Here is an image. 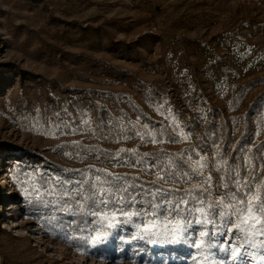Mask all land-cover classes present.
<instances>
[{"label": "rangeland", "instance_id": "rangeland-1", "mask_svg": "<svg viewBox=\"0 0 264 264\" xmlns=\"http://www.w3.org/2000/svg\"><path fill=\"white\" fill-rule=\"evenodd\" d=\"M188 96L206 104L198 123L182 106ZM137 107L161 121L175 140L158 139ZM103 109L114 113L120 127L126 121L135 140L119 134ZM245 121L250 143L239 150L244 173L237 169L235 175L243 182L255 173V193L264 180V146L251 153L264 138V0H0V264H239L231 259L235 248L248 253V264H264L262 217L235 237L232 224L214 230L228 232L213 243L229 252L216 254L205 245L213 251L209 257L194 246L204 231L196 222L188 229L189 244H172L163 234L171 231L163 221L174 223L172 216L156 219L161 223L153 230L161 235L148 237L136 225L143 228L150 218L113 215L115 223L129 227L127 241L153 248L154 260L146 263L99 255L93 248L103 238L74 240L54 212L66 187L76 194L89 182L99 192L123 172L164 176L160 182L171 186L203 184L211 175V194L220 200L217 169L225 162L211 150L228 135L229 153ZM77 139L112 148L138 142L143 150L165 146L191 172L184 170L185 178L177 172L175 180V164L167 157L163 163L138 158L102 163L86 152L58 148ZM103 169L108 179L100 176ZM181 245V256L172 255V247Z\"/></svg>", "mask_w": 264, "mask_h": 264}, {"label": "trees", "instance_id": "trees-1", "mask_svg": "<svg viewBox=\"0 0 264 264\" xmlns=\"http://www.w3.org/2000/svg\"><path fill=\"white\" fill-rule=\"evenodd\" d=\"M102 61H104L106 65H109V67L114 70L121 68L119 66L111 65L105 60ZM119 70L124 69L121 68ZM123 72L128 71L124 70ZM254 84L255 83L248 84V88L252 89L255 86ZM257 98L258 96L254 98L250 106L255 105ZM182 106L187 109L191 118V122L198 123V120L202 115L206 104H204L203 102H198L197 100L191 98V96H188L187 98L182 99ZM198 108H202V111H199ZM137 110L139 112L138 114L141 115V118L145 119L146 122L149 123V129H152L153 133L158 139H162V137L164 136L165 141L173 142L175 140V136L166 128V126L161 121H157L155 118L151 117L140 107H137ZM104 111L110 114L111 118L113 119V124L117 128L119 134L126 133L127 136H130V141L135 140L136 131H133L130 126L127 125L126 121H123V125L120 127L114 113L112 111H109L108 109L107 111L106 109ZM102 112L103 111L101 110L97 116L99 122L103 121ZM121 112L123 114H128V111L123 108L121 109ZM213 126L214 122L211 119L207 123V127L204 133V139L207 140L209 138V131ZM142 130L144 134H148L146 128H142ZM104 134L106 133L104 132ZM248 135V124L245 121L243 125V133L241 137L234 143L229 153L228 135L224 136V141L220 145V147H212L211 151L218 153L225 162L224 165L220 167L217 174L220 184L222 183L220 177H225L223 183H228L229 185H231V176L235 174V171L237 169L239 170L240 175L244 173L245 169L242 157L239 155V150L240 148H243L245 144L250 143V141L248 140ZM214 136L215 143L216 141H218V133ZM110 138L113 137L110 136ZM263 146L264 138L253 146L251 151L252 155L254 156V154L258 151L257 149H261L263 148ZM58 148H63L62 150L66 151L80 150L82 152H86L88 154H91L92 156H95L97 162L102 163H108L115 159L122 158L133 161L136 158L143 161L159 160L163 163L164 159L167 157L170 161L175 164L176 171L173 173V177L175 178V180H180L179 177H177V172L181 173L182 178H185L183 173L184 170H186L187 172H191V168L183 159L178 156L177 152L170 151L165 146L143 150L141 148V143L138 142L133 145L122 143L116 148H112L104 146L100 142H87L85 139H77L73 141L62 142L58 146ZM236 156H238L237 160L235 159ZM237 163H239V167ZM105 171V169L101 170L100 172L102 173H100V176L104 177L105 179H108L107 175L105 174ZM120 177L121 182L125 186H132L131 192L133 195H136L137 201H143V203H135L130 207L127 205H121V207H124L125 211L127 212H137L140 211L142 208L148 209V211L151 212L152 209L149 208L148 201L152 200L153 203H159L160 196L163 193H170L168 198L172 199L173 201L179 198H183L189 202L186 206L185 212L182 215H188L187 208L195 209L198 207H204L207 210V205L209 203L218 201V199H216L214 195L211 194V192L209 194L199 191V186L203 184L198 183L194 180L189 183H186L184 186H171L160 182L158 178H143L140 174L123 172L120 174ZM90 185L91 184L89 182L83 183L81 191H79V193L77 192L76 194H74L72 189H70L69 187L65 188L63 196L59 199V204L54 209L57 218L60 219V223L63 229L69 230V232L71 233V237L74 240H82L83 238H88L89 236H91V234H94V237L103 238L99 245L93 248V250H95L99 255L113 258L134 259L138 262H141L145 258L146 263H152V261L154 260L152 257L153 248H151L148 244L140 240H137L133 242V244H131L129 241H127L129 235V227L124 223H115L117 219H114L113 213L114 215L120 213V211H117L118 207L116 206V204H98L97 206L93 204L92 200L85 199V197L90 194ZM157 188H160L162 190L161 194L156 193ZM177 189H179V191H175ZM261 189H264V180L261 184L260 190ZM148 193H151L152 195H148ZM261 194L264 195V192H262ZM193 196H198L199 199L204 201V204L201 205L197 201L193 200ZM95 199L98 203L99 197L97 196ZM182 207L184 206L182 205ZM93 212L97 214L93 215ZM144 215L150 219H159L162 218V216H172L176 220L179 219V217H177L175 213H172L171 215L160 213L155 217L151 215L141 214L134 216L133 218L142 219ZM200 216L201 215L198 212L193 211L191 215H189V219H191L192 224H194L197 219L201 218ZM123 217L124 215H122L119 219H122ZM262 219L264 220V217H262ZM222 227L224 226L220 224V222H218L215 229H213L212 225H207L206 227L201 228L209 233V237L206 238L208 241L211 236V232L214 230L219 231ZM230 237H232V230L230 233ZM172 249V255L180 257L183 250H185V246L181 245L179 247H172ZM199 250V252L206 254V256H213V251L211 250Z\"/></svg>", "mask_w": 264, "mask_h": 264}, {"label": "snow or ice", "instance_id": "snow-or-ice-1", "mask_svg": "<svg viewBox=\"0 0 264 264\" xmlns=\"http://www.w3.org/2000/svg\"><path fill=\"white\" fill-rule=\"evenodd\" d=\"M257 150L259 151V148ZM250 162L251 161H249V163ZM202 167H204V165H201V168ZM259 167L260 166H257V168ZM217 171H219V169H217ZM200 175L201 177L203 176L202 173H200ZM168 178H172L171 173L168 174ZM158 179L165 180V177L159 176ZM224 179L225 177H220L222 183L217 185V187L221 189L220 200L209 203L207 205V210L204 207H198L195 209L187 208L188 215H182L185 212L186 206L189 202L183 198H179L173 201L172 199L168 198L170 193L161 194L162 190L160 188H157L156 193L161 194L160 202L153 203L152 200L148 201L149 208L152 209L151 212H149L148 209L144 208L137 212H127L125 211L124 207L118 208L117 211H120L121 213H123V215L127 216L128 220H131L134 216L141 214L151 215L155 217L160 213L168 215L175 213L176 216L179 217V219L175 220L174 223L169 220L163 221L165 229H167L168 225H171V231L169 232L165 230L163 234L170 237L167 242L172 244L187 245L189 244V241H191L192 234L188 232V229L192 226V220L189 219V215H191L193 211L201 213L204 216V219L196 220V224L201 225L202 227L212 225L213 229H215L218 222H220V224L222 225H234V228L232 229V236L235 237L240 231L249 227L254 228L255 225L261 223V217H264V195H262L261 193L264 192V189H261L260 192L254 193L251 180L255 179V173L253 174L251 179H244L243 182L239 178H237V175L234 174L231 176V185H229L228 183H223ZM120 180V177H116L115 182L108 181L107 183H109L110 186L108 188H101L99 192L94 189V186L90 185V194L86 196L85 199L92 200L93 204L97 206L98 204L113 203L127 205L130 207L135 203H143V201H137L136 195L132 194V186H125L120 182ZM211 181V175H209L207 178H204L203 185L199 186V191L210 194L212 189ZM204 185H206V187ZM175 191H179V189ZM148 195L152 194L148 193ZM97 196H99L98 203L95 199ZM108 197H110V199H108ZM192 199L197 201L201 205L204 204V201L199 199L198 196H193ZM182 205L184 207H182ZM92 214L96 215L97 213L93 212ZM233 217L235 219H233ZM160 223L161 221L151 219L144 223L143 228H141L140 225H136V227L140 230V232L143 233L144 236L159 237L161 233L158 231H154L153 229L158 227ZM262 231H264V229H262ZM185 233L187 234L185 235ZM227 234V231H222L219 233L213 231V234L206 242L204 238L209 237V233L207 231H199L200 239L198 241H193V243L196 249H203L206 245L209 249H215L216 254H218L219 252L227 253L229 252V248L224 247L223 245L217 248L216 244L212 242L219 241L223 236ZM141 238H143V236ZM149 242L152 244H156L163 241L159 239H150ZM231 259L233 261H239V264H248V253L241 252L240 248L232 249Z\"/></svg>", "mask_w": 264, "mask_h": 264}]
</instances>
